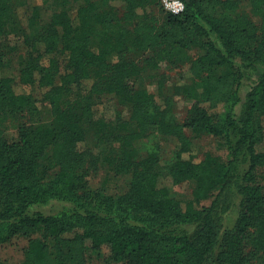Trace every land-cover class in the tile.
Here are the masks:
<instances>
[{"label": "trees", "instance_id": "trees-1", "mask_svg": "<svg viewBox=\"0 0 264 264\" xmlns=\"http://www.w3.org/2000/svg\"><path fill=\"white\" fill-rule=\"evenodd\" d=\"M85 1L73 17L52 11L26 40L19 79L0 75V247L25 240L23 264H86L89 251L122 264H264V71L237 115L245 80L264 66V0H183L184 12L160 17L147 11L157 0ZM20 7L0 0V44L8 27L22 29ZM168 58L186 67L185 83L169 88L161 76L157 93L137 88L146 66ZM106 92L121 107L97 118ZM177 93L193 99L183 120ZM26 112L37 120L11 133V116ZM152 128L179 141L167 165L157 139L137 158ZM203 136L221 138L227 156L183 158ZM89 164L129 175L128 187L88 188ZM165 179L194 181L192 197L177 198ZM232 185L239 208L222 232ZM53 202L61 208L39 209Z\"/></svg>", "mask_w": 264, "mask_h": 264}, {"label": "rangeland", "instance_id": "rangeland-1", "mask_svg": "<svg viewBox=\"0 0 264 264\" xmlns=\"http://www.w3.org/2000/svg\"><path fill=\"white\" fill-rule=\"evenodd\" d=\"M16 2L21 6L20 12L22 13V18L24 20V25L22 24V29L17 30L16 26H10L7 29L6 40L0 44V75H12L19 79L20 68L23 61L28 55V49L26 45V40L28 38L32 39L40 35L43 30L50 23V14L55 10H64L70 16H74L77 9L84 4L85 0H67L65 3L61 0H16ZM38 9V13L42 15L40 22L36 25L26 26L25 14L28 11ZM246 10L249 11L247 7ZM147 11L149 14H157L159 17L163 16L165 12H170L163 0H157L156 4L152 7H148ZM250 12V11H249ZM258 19L256 16H254ZM218 44L220 42L215 38ZM94 50L97 48L94 46ZM264 71L263 65H258L257 70L253 73L252 77L246 79L242 89L243 100L237 107V115L240 117L241 110L243 108V103L248 91L254 86V84L259 80L261 74ZM163 76L166 78L167 87L172 88L174 85L183 84L187 81L188 74L186 73V67L179 66L176 61L171 59L163 60L159 63L156 68L151 66H146L144 71L135 79L137 88L148 91V92H158V82L159 78ZM18 90L25 91L28 93H33L35 95H40L38 86L32 84H23L18 86ZM177 116L180 119H185L189 107L193 103L191 99L185 93H177L175 95ZM121 107L118 98L113 93H103L97 100L94 107L95 116L98 117H113L116 111ZM42 117H48L50 115L47 112H43ZM15 117V118H12ZM36 116H32L29 112L24 115L11 116V120L8 122L11 133L15 130V125L19 122L33 123L37 119ZM159 133L152 128L142 145V149L139 152L138 159L143 158L148 154L149 148L154 140L161 141L166 149L164 151L162 165H167V161L171 159L173 151L179 147V141L175 137L169 136L159 139ZM211 151L222 157L227 156V149L221 138L203 136L195 141L191 151L184 152L182 154L183 158L193 159L194 161H200L205 157L206 152ZM51 153V149H47V154ZM244 165L239 164L238 170L241 171ZM58 168L51 172V177ZM130 176L126 174H116L114 171L107 168L105 165L94 166L89 164L88 175H87V187L92 189H103L107 192L122 191L128 187ZM164 183L168 185H173L170 179H165ZM194 189V181L186 180L179 184L173 185V190L177 198L181 200H186L192 197ZM227 196L232 200L230 208L224 212L221 216V231L224 232L226 229L233 226L235 223L237 212H238V202L239 195L237 189L232 185L227 190ZM206 203H210L207 201ZM62 204L59 202H53L51 204L41 206L39 209L46 212L57 211L61 208ZM189 228V226H188ZM25 240H19L13 244H7L0 247V260L9 261V264H23L24 254L22 248L25 246ZM90 243V242H89ZM86 264H122L121 262L115 261L109 258L107 255L99 254L96 251H89L87 253ZM254 264H259L255 261Z\"/></svg>", "mask_w": 264, "mask_h": 264}, {"label": "built area", "instance_id": "built-area-1", "mask_svg": "<svg viewBox=\"0 0 264 264\" xmlns=\"http://www.w3.org/2000/svg\"><path fill=\"white\" fill-rule=\"evenodd\" d=\"M166 8L176 14H180L185 10V3L183 0H163Z\"/></svg>", "mask_w": 264, "mask_h": 264}]
</instances>
